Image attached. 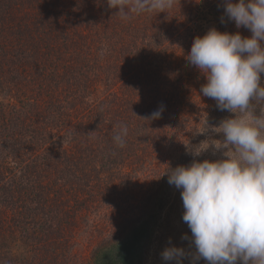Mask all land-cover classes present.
Segmentation results:
<instances>
[{"label":"trees","instance_id":"trees-1","mask_svg":"<svg viewBox=\"0 0 264 264\" xmlns=\"http://www.w3.org/2000/svg\"><path fill=\"white\" fill-rule=\"evenodd\" d=\"M117 13L107 0H0V264H65L75 231L114 199L124 172L159 153L204 100L206 77L186 60L194 38L213 27L251 36L227 20L224 0ZM203 102L142 214L101 243L91 264H134L158 209L179 191L165 173L189 165L232 114ZM161 105V118L140 119ZM121 124L123 148L113 140Z\"/></svg>","mask_w":264,"mask_h":264},{"label":"clouds","instance_id":"clouds-1","mask_svg":"<svg viewBox=\"0 0 264 264\" xmlns=\"http://www.w3.org/2000/svg\"><path fill=\"white\" fill-rule=\"evenodd\" d=\"M116 15L167 12L175 0H107ZM224 16L237 29L250 30V37L211 28L194 38L186 60L206 77L204 97L215 100L219 110L235 114L221 121L222 147L226 158L169 168V185L181 190L183 221L194 246L190 264H264V0H224ZM222 22H224L222 18ZM259 106V115L255 109ZM161 105L148 116L161 118ZM129 129L118 126L113 136L121 148ZM171 243V241H169ZM184 248L170 246L161 253L164 262L183 264Z\"/></svg>","mask_w":264,"mask_h":264},{"label":"rangeland","instance_id":"rangeland-1","mask_svg":"<svg viewBox=\"0 0 264 264\" xmlns=\"http://www.w3.org/2000/svg\"><path fill=\"white\" fill-rule=\"evenodd\" d=\"M261 86H264V82ZM203 99L201 103L195 102L191 105L185 113L189 115V119L179 122L177 134L166 141L165 146L159 149V153L144 157L141 166L135 167L134 164L124 172L122 179L124 186L117 189L114 199L111 202H103L100 209L87 217L85 224L75 231L65 264H91L92 254L101 243L118 237L123 232V225L127 220L136 219L142 214L143 199L145 200L164 170L180 155L187 139L185 136L199 125V121L205 114L206 102L203 101H214L208 97ZM259 112L260 108L257 106L254 114L259 115ZM234 117L235 114L232 113L227 119ZM223 141L224 135L218 129L210 141L204 147L202 146L201 152L192 162H203L204 160L214 162L226 158L224 153L228 149H217L222 147ZM180 191L177 196L171 197L167 206L158 209L154 230L149 235L151 239L144 243L142 249L144 252L142 264H166L162 260L161 253L170 246L184 248L189 256L183 260V264H190V254L195 249L190 245L189 240L182 239L185 235L190 238L192 234L182 219L184 208ZM167 264H175V262H167ZM197 264H207V262L201 259Z\"/></svg>","mask_w":264,"mask_h":264},{"label":"flooded vegetation","instance_id":"flooded-vegetation-1","mask_svg":"<svg viewBox=\"0 0 264 264\" xmlns=\"http://www.w3.org/2000/svg\"><path fill=\"white\" fill-rule=\"evenodd\" d=\"M143 247L139 248L138 254L135 257V262L134 264H142L143 258H144V252L142 251ZM140 256V258L138 257ZM138 257V258H137Z\"/></svg>","mask_w":264,"mask_h":264}]
</instances>
